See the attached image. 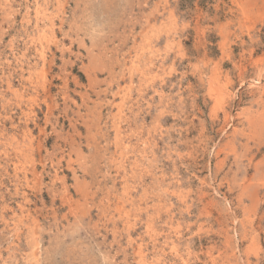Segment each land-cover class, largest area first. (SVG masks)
<instances>
[{
    "label": "rangeland",
    "instance_id": "obj_1",
    "mask_svg": "<svg viewBox=\"0 0 264 264\" xmlns=\"http://www.w3.org/2000/svg\"><path fill=\"white\" fill-rule=\"evenodd\" d=\"M0 264H264V0H0Z\"/></svg>",
    "mask_w": 264,
    "mask_h": 264
}]
</instances>
